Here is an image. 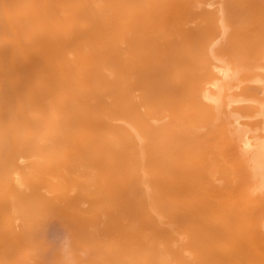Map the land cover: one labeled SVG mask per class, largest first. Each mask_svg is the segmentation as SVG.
<instances>
[{"label": "bare ground", "instance_id": "6f19581e", "mask_svg": "<svg viewBox=\"0 0 264 264\" xmlns=\"http://www.w3.org/2000/svg\"><path fill=\"white\" fill-rule=\"evenodd\" d=\"M52 219L76 264H264V0H0V264H62Z\"/></svg>", "mask_w": 264, "mask_h": 264}, {"label": "rangeland", "instance_id": "374dc122", "mask_svg": "<svg viewBox=\"0 0 264 264\" xmlns=\"http://www.w3.org/2000/svg\"><path fill=\"white\" fill-rule=\"evenodd\" d=\"M244 119H245V118H244ZM254 119H255V118H254ZM248 120H250V119H248ZM251 120H252V119H251ZM255 120H256V119H255ZM262 133H263V132H262ZM258 178H259V181H260V177H258ZM258 178H257V179H258ZM52 220L55 222L54 219H52ZM56 221H58V222L60 221L59 223L57 222L58 225H59V227H57V225H56V226L54 225V224H56V222L54 223V222L51 221V222L53 223V225H54V227H52V228H54V230H55L56 228H57V230H58V228H59V231H61V233H62V234H65V235H66V234H70V233H72V232H69V231H70L69 229H68L69 231H68V230H65V228H67V227L62 228L64 225H63V226L60 225L61 220L57 219ZM51 222H50V223H51ZM61 224H62V223H61ZM51 225H52V224H51ZM49 226H50V225H49ZM61 226H62V227H61ZM55 227H56V228H55ZM51 230H52V229H51V227H50V231H51ZM54 230H53V231H54ZM57 230H55V232H56ZM50 231H49V232H50ZM57 232H58V231H57ZM57 232H56V233H57ZM52 233H54V232H52ZM52 233H51V234H52ZM56 233H54V234H52V235H54V237H55V235L57 236ZM58 233H60V232H58ZM61 233L58 234V235H59V238H58V239H57V237L55 238L56 241H54V240L51 241L52 238H54V237L51 238V234L48 233V236H49V234H50V236H49V237H50V240H49V238H46V241H47V239H48V242H47V244H46V247H47V248L50 247V248H52V249L54 248V251H56V252H60V254L63 253V254H62L63 256H62V255H61V256L66 258V259H63V260H67V258H68V259L71 260V262L68 261V260L65 261V262H66V263L69 262V264H70V263H71V264H74L75 262H77V261L73 262V259H75L74 257H76V253H77V257H78V255H80V254H78V253H79V252H82V249H83V248H80V247L82 246V244L80 245L79 248L77 247V249L79 250V252H78V250H77L76 253H74L73 249H71V248H72L71 245L76 243V241H74L76 238H73L74 240H72V239H71V240H67V239H68L67 236L70 237V235H66V238H65V236L62 237V234H61ZM48 236H47V237H48ZM72 236H73V235H71V238H72ZM69 239H70V238H69ZM71 241H74L75 243H73V242L70 243ZM76 245H77V243H76ZM72 246H73V248H76L75 245H72ZM77 246H79V245H77ZM82 247H83V246H82ZM50 248H49L48 250H50ZM80 249H81V251H80ZM83 250H84V249H83ZM50 251L52 252V250H50ZM84 251H85V250H84ZM84 251H83V252H84ZM56 252H55V253H56ZM53 253H54V252H53ZM53 253H48V254H51V256L53 257ZM64 254H65L66 256H65ZM73 254H75V256H74ZM84 254H85V253H84ZM56 255H57V254H56ZM58 255H59V254H58ZM58 255H57V257H58ZM72 255H73V256H72ZM49 256H50V255H49ZM49 256H48V258H49ZM61 256H60V257H61ZM80 256L82 257V256H85V255H83V254L81 253ZM77 257H76V259H78ZM53 258H55V257H53ZM53 258H52V259H53ZM50 259H51V258H50ZM50 259H49V260L47 259V261H48L49 263L51 262ZM57 259H58V258H57ZM58 260H59V259H58ZM61 260H62V259H61ZM63 260H62V264L65 263ZM53 261H54V260H53ZM54 262H55V261H54ZM57 262H58V261H57ZM51 263H52V262H51ZM59 263L61 264L60 261H59ZM59 263H56V264H59ZM52 264H53V263H52ZM75 264H76V263H75Z\"/></svg>", "mask_w": 264, "mask_h": 264}]
</instances>
